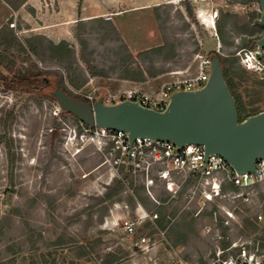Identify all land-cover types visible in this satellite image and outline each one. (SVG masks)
<instances>
[{
	"label": "rangeland",
	"instance_id": "obj_1",
	"mask_svg": "<svg viewBox=\"0 0 264 264\" xmlns=\"http://www.w3.org/2000/svg\"><path fill=\"white\" fill-rule=\"evenodd\" d=\"M95 2L88 0L89 11ZM174 2L160 9L161 27L165 31L161 34L163 42L165 35L175 41L177 55L170 61L157 63L158 67L164 64L167 71L148 76L133 88L155 92L165 82L197 74L202 57L211 51L219 50L226 55L236 50L242 42L237 31L231 33L234 45L227 46L203 23L208 22L212 12L218 10V18L221 11H229L246 19L258 10L262 12L258 2L189 0L196 15L193 21L182 1ZM54 7L52 1L46 7L47 13L49 10L52 13ZM10 13L8 6L0 1V23L5 21L1 27L8 22ZM14 16V28L21 38L42 34L38 28L43 20L36 13L29 15L33 26L20 14ZM107 16L111 18L106 17V20L114 22L112 14ZM183 16H188L190 26L182 22ZM115 22L133 50L152 47L159 42L153 32H149L151 20L144 10L130 11L116 17ZM19 23H22L21 28ZM22 28L25 31L22 32ZM75 32L68 41L79 54L81 46ZM89 38L91 47L96 48V63L110 67L120 49L115 34L104 39L103 34L96 31ZM58 39L52 40L58 43ZM14 59L19 69L36 63L40 68L61 71L67 76L61 64L50 60L43 62L31 53L7 55L5 67L0 65V70L10 74L5 68ZM247 72L253 79H262L255 72ZM51 78V83L33 95L16 93L0 82V136L4 134L10 143V149L4 142L0 143V264H209L218 243L205 232L201 220L191 214L180 215L165 235L150 223L139 227L135 234H129L118 223L128 210L113 205L126 201L133 216L139 201L133 208L123 192L118 199L104 203L109 205V211L101 219L102 205L97 204V198L121 177L106 163V154L97 144L83 141L77 135L76 132L81 131L80 123L74 115L64 109L58 99L45 97L56 88V78ZM133 84L120 78V71L114 70L109 77L89 75L82 87L70 88L89 102L87 95L97 100L131 88ZM244 94L249 99H258L257 105L264 106V91L256 94L250 89ZM36 98L43 99L42 104ZM12 110L13 115H10ZM56 127L57 133H54L52 130ZM219 204L229 206L224 200H219ZM145 207L153 209L154 205L148 203ZM245 211L249 213L250 210L245 207ZM144 234L150 235L152 240L157 238L156 244L142 249L137 242Z\"/></svg>",
	"mask_w": 264,
	"mask_h": 264
},
{
	"label": "built area",
	"instance_id": "obj_2",
	"mask_svg": "<svg viewBox=\"0 0 264 264\" xmlns=\"http://www.w3.org/2000/svg\"><path fill=\"white\" fill-rule=\"evenodd\" d=\"M208 17L216 30L218 10ZM11 26L15 27V22ZM237 55L244 68L264 79L263 46L241 49ZM210 74L211 57L206 55L197 74L165 82L152 93L141 88L124 89L103 97V102L113 105L133 101L165 111L174 93L203 88ZM86 98L92 104L97 101L93 95ZM80 126V133H76L81 140L97 144L118 176L129 174L123 192L135 195L136 187L142 185L154 205L148 209L139 201L136 215L132 216L126 201L114 203V208L124 206L128 210L118 222L127 233L135 234L139 227L150 223L165 235L180 215L189 213L201 220L205 232L218 243L209 264H264V159L257 160L255 170L239 172L223 154L208 152L202 144L178 145L168 139L147 136L131 140L128 131L89 126L82 121ZM219 200L229 202V206L220 205ZM161 207L167 208L164 225L159 223ZM245 207L251 212L247 214ZM206 210L212 213L205 214ZM245 217L250 218L249 224L245 223ZM251 223L257 224L256 231L249 227ZM222 241L227 245H222ZM156 242L157 238L152 240L144 234L137 244L148 249Z\"/></svg>",
	"mask_w": 264,
	"mask_h": 264
},
{
	"label": "trees",
	"instance_id": "obj_3",
	"mask_svg": "<svg viewBox=\"0 0 264 264\" xmlns=\"http://www.w3.org/2000/svg\"><path fill=\"white\" fill-rule=\"evenodd\" d=\"M5 1L14 10H18L27 0ZM181 1L185 5L189 16L193 21H196V15L189 0ZM229 1L231 3L239 2L241 4H249L251 2L259 3V0ZM261 15L262 12L258 10L254 16L246 19L233 12L221 11V15L216 21V33L221 42L227 46H233L234 40L231 39V33L234 31H237V33L242 36V42L237 45L236 50H232L226 55H222L216 50L209 53L211 58L217 57L222 64L225 81L236 101L240 122L247 120L253 115L264 112V106L257 105L258 99H249L244 94L250 89L256 94L260 92L262 93L264 91V79H253L252 76H249L246 68L240 64V58L237 55V52L241 49L255 47L257 41L264 35V25L261 23ZM157 16L160 17V14L157 13ZM14 20L15 18L12 16L9 18L8 22L0 28L1 66H4L7 55L13 54L14 56L15 53H31L43 62L50 60L61 64L67 72V76L65 77L61 71L40 68L36 63H32L30 66H24L19 69L16 67V61L14 59L5 68L10 74H5V72L0 70V82L3 86L14 90L16 93L27 92L30 95H33L35 92H40L41 88L51 83V77L54 76L56 78V88L51 95H45L46 98L57 101L55 92L59 85L61 89L71 97L82 100L83 97L76 94L70 86L73 88L82 87L88 82L89 75L109 77L110 72L116 70L120 71V78L143 81L146 80L148 76H156L159 73L167 71L168 69L164 66V64H162L163 66L158 67L157 63L170 61L177 55V44L174 40L165 35L163 44L139 51L135 56L126 41L121 36V33L115 23L104 18H93L88 21H78L75 35L81 46L79 54H77L74 44L66 39L56 43L45 34H33L31 36L21 38L16 33L15 28L10 26ZM18 25L19 28L22 27V23H19ZM101 29H104V32H100ZM96 31L102 33L104 39L115 34L116 39L120 42V49L116 51L117 58L113 61V64L110 67H106L104 64L96 63V57L94 55L96 48L91 47L89 38V36L96 33ZM83 64L85 66H83ZM134 64L137 65L134 66ZM243 85L246 86L244 89H241ZM36 99L40 104H42L43 99ZM9 114L13 115V110L9 112ZM74 117L79 121V123L81 122V120H79L75 115ZM57 129L58 128L56 127L52 131L57 133ZM2 142L8 145L7 147L10 149L9 140L4 134L0 136V143ZM127 179H129V174L127 173L123 178H116L112 184L107 186L106 192L97 198V204L102 205L100 212L101 219H103L109 211V205L104 203L108 200L114 201L119 198L120 194L126 189L125 181ZM127 198L133 208L136 206V202L138 201L143 203L145 206L150 203L148 197L144 194L142 185L136 187L135 195L130 194ZM159 211L161 213L159 223L160 225H164L166 222L167 208L161 207ZM211 213L212 210L205 211V214ZM244 221L246 224H249L251 220L249 217H245ZM249 227L255 231L258 228L256 223H251ZM221 243L224 246L227 245L226 241H222Z\"/></svg>",
	"mask_w": 264,
	"mask_h": 264
},
{
	"label": "water",
	"instance_id": "obj_4",
	"mask_svg": "<svg viewBox=\"0 0 264 264\" xmlns=\"http://www.w3.org/2000/svg\"><path fill=\"white\" fill-rule=\"evenodd\" d=\"M259 3L264 25V0ZM257 44L264 47V35ZM55 95L64 109L85 124L128 131L131 140L147 136L178 145L202 144L208 152L223 154L239 172L255 170L257 160L264 159V112L239 121L235 98L217 57L211 58L207 84L199 90L174 93L165 111L133 101L107 105L103 97L92 104L71 97L59 85Z\"/></svg>",
	"mask_w": 264,
	"mask_h": 264
},
{
	"label": "crops",
	"instance_id": "obj_5",
	"mask_svg": "<svg viewBox=\"0 0 264 264\" xmlns=\"http://www.w3.org/2000/svg\"><path fill=\"white\" fill-rule=\"evenodd\" d=\"M0 1L5 3L11 11L10 15L7 17V20L12 16L15 18L14 15L20 14L22 18L29 23L30 26H33L32 22L29 19V15L36 13L38 15V18L43 20V23L39 25V32L47 35L48 37H53L54 39L59 38L58 41L63 39L68 40V37L72 36V33L75 32V26L79 20L88 21L93 18L106 19V16L108 14H112V19L114 20L113 23H115L120 33L124 32L122 31L120 25L116 24L115 18L123 16L130 11L141 9L144 10V13L147 14L151 20V27L149 32H153V34L159 40V42L154 46L163 44V37L161 32H165L161 27L162 14L160 13V9L163 8L164 5L168 6L171 4H175L174 0H96V2L94 3V8L92 9V11H89L87 9L89 5L88 0H27L18 10H14L5 0ZM52 1L55 7L53 9V12L51 13V11L49 10L48 14L46 11V7L49 6ZM40 13H42V16L40 15ZM157 13L160 14V17L157 16ZM51 19L52 21H50ZM207 19L208 22H206L205 20L201 21H205L203 23L206 25L209 31L216 32L211 20H209V18ZM181 20L186 26L191 25L188 16H183ZM3 23H0V27ZM21 30L22 32L25 31L23 28ZM121 35L125 41L128 40L126 35H123L122 33ZM126 43L133 53H138L139 51H142L144 49L151 48L145 47L143 49L133 50L132 47H130L129 42L126 41ZM123 80L133 82L134 84L131 86V88L135 87V84L142 82L130 79Z\"/></svg>",
	"mask_w": 264,
	"mask_h": 264
}]
</instances>
